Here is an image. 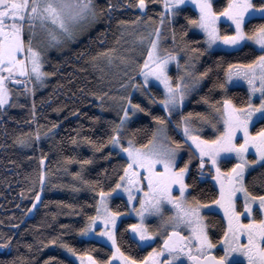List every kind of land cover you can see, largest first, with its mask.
<instances>
[{
	"label": "snow or ice",
	"instance_id": "6c2138e0",
	"mask_svg": "<svg viewBox=\"0 0 264 264\" xmlns=\"http://www.w3.org/2000/svg\"><path fill=\"white\" fill-rule=\"evenodd\" d=\"M188 2L162 0L164 11L160 13L159 26L150 28L147 35L135 36L133 45L145 41L150 45L142 65L130 57H121L134 75L120 85L125 95L111 98L118 102L119 113L116 120L109 121L111 128L106 143L112 146V151L106 158H112L115 153L123 155L125 162L113 169L118 177L114 178V186L107 191L102 187L99 189L96 214L88 217L87 224L79 229L81 235L97 237L93 250H110L111 254L106 258L98 257L92 250L81 252L62 241V246L78 257L80 264H264V0H226L219 10L213 0H190L198 14L188 18L187 26L203 30L209 48L215 45L230 52L248 49L246 54L254 58L228 63L225 81L215 85L226 91L229 84L243 80L247 83L249 102L238 106L231 98L216 102L207 100L213 112L196 116L215 130L212 138L197 134L200 130L193 127V113H186L174 122L177 129L182 128L184 137L176 140L169 131L173 116L178 109L182 110L185 98L211 71V67L203 72L196 71L195 63L202 54L200 49H188L186 45L189 55L181 65L182 57L177 52L164 50L162 53L160 48L165 21L171 23ZM148 3L149 0H135L131 7L146 14ZM107 8L111 12L113 4L109 2ZM103 12L104 9L97 7L96 0H0V106L10 104L13 93L8 83L17 76L43 84L44 78L51 75L44 71L46 51L76 39L92 28ZM142 19L143 16H137L132 21H118L122 35ZM151 20L149 16L148 21ZM221 23L228 26L223 32ZM247 25H252L251 30ZM171 31L175 41V29ZM115 51L105 49L97 54V58L104 56L111 63ZM256 52L259 55H255ZM172 61L179 72L175 79L169 74ZM153 78L163 85L162 97H155L146 88ZM23 83L26 84V80ZM137 90L147 96L150 103L159 104L164 114L152 115L149 108L134 102L133 93ZM28 91L35 92V83ZM105 95H101L102 101ZM253 98L259 103L252 102ZM32 108L35 116V102ZM140 112H147L155 121V128L151 129V136L144 144L128 133L129 122ZM256 124L261 127L253 132ZM55 127L53 124L52 128ZM50 132L51 129L41 133L37 125L32 136L38 140ZM84 139L95 145L90 138ZM17 142L25 144L27 140L18 138ZM186 144L188 159L181 166V149ZM96 147L103 148L104 145ZM250 155L254 158L250 159ZM194 159H198L196 175H192ZM232 159L236 162L230 168L221 167L222 163ZM40 160L43 164L46 157L42 155ZM91 162V158L81 161V168ZM73 175L85 184L90 183L79 172ZM47 178V171L42 170L38 177L40 190L35 192L29 212L39 206L37 202H42L41 193ZM209 178L219 185L215 199L204 203L189 196L194 185ZM121 193L127 194L130 205L127 211H134L138 217L137 223L128 224L123 230L127 237L125 243L131 241L136 247L144 248L163 237V245L152 248L143 259L134 258L121 247L118 233L124 216L110 204L114 195ZM218 210H222L224 226L222 235L214 243L205 213L213 214ZM149 217L157 219L158 223L155 226L148 224ZM181 229H186L188 235ZM242 237L246 239L242 240ZM12 240L13 236L0 239V248L13 247ZM48 243L56 244L57 238ZM27 247L31 248V245ZM165 255L166 260L163 259ZM182 257H187V262ZM0 264L4 261L0 260ZM9 264H16V261Z\"/></svg>",
	"mask_w": 264,
	"mask_h": 264
},
{
	"label": "trees",
	"instance_id": "16d2710c",
	"mask_svg": "<svg viewBox=\"0 0 264 264\" xmlns=\"http://www.w3.org/2000/svg\"><path fill=\"white\" fill-rule=\"evenodd\" d=\"M109 2L113 4L111 12L107 8ZM96 3L98 8L104 9L101 19L79 41L61 53L48 55L44 71L51 75L45 78L43 86L35 85L34 93L28 91L33 87V83L28 90L11 87L13 95L10 104L0 107V239L13 236V247L0 250V260L4 261V264H9L12 260H15L16 264H45L46 261L48 264H77L61 251L62 241L74 245L81 252L92 250V254L98 257L106 258L111 254L110 250H93L97 241L82 238L79 232V229L87 224L88 217L96 214L99 189L102 187L107 191L114 186V178L118 177L113 169L125 162L122 156L115 153L112 158H106L108 152L112 151L110 144L106 143L111 128L109 121L116 120L118 116L109 112L101 113L98 105L99 101L105 103L112 96L114 85L117 83L99 68L97 64L101 56L97 58V54L103 53L105 49H113L119 43L122 28L118 21H132L137 16L148 20L151 16V22L156 26L161 13V0H149L146 14L131 7L135 0H96ZM213 3L219 10L226 0H215ZM196 15L193 8L184 6L172 24L176 46L187 45L189 49L202 51L198 72L211 67L208 76L203 79L201 88L184 107L183 113H206L209 109L207 100L216 102L231 98L238 106H242L248 102L245 87L227 86L225 91L215 85L225 81L228 63L237 60L247 62L254 56L246 54L248 49L241 52L203 51L206 48L202 35L187 26L188 18ZM222 26L221 23L223 32ZM246 27L251 30L252 25ZM255 55H259V52ZM146 88H149L155 97H162L163 92L159 87L148 85ZM105 93L107 95L102 101L101 95ZM133 100L149 108L152 115L164 114L162 107L150 103L149 98L142 92L133 95ZM174 122L173 119V123L169 125L170 135L176 140H183L184 137ZM53 124H56L54 129ZM37 125L40 126L41 133L49 129L51 132L41 135L37 140L32 136ZM154 126L152 116L141 112L140 116L129 123L128 133L134 134L137 142L144 144L147 138H150ZM259 127L261 124H256L252 131L255 132ZM85 137L93 140L95 145H90ZM18 138H25L27 143H18ZM100 144L104 147H96ZM183 149L185 153L179 162L181 166L189 154L187 144ZM42 155L46 157L43 165L40 160ZM67 157L73 159L68 161ZM89 158L92 162L84 165L82 169L80 162ZM197 163L198 159H194L192 175L197 174ZM226 168L230 167L226 165ZM42 170L48 173L45 190L41 196L42 202H39L31 216L25 217L35 192L40 190L38 177ZM77 172L90 183L85 184L75 177L73 173ZM189 183L192 181L189 180ZM216 195L217 190L209 179L204 183H197L189 192L190 197L204 203L215 199ZM110 204L119 212L127 210L126 201L122 197H113ZM206 216L209 233L215 243L222 235L224 221L217 212L207 213ZM132 222V218L124 217L123 223H120L118 238L121 247L129 255L143 259L151 248L160 247L161 241L157 239L155 243L144 248L136 247L131 241L125 243L127 237L123 230ZM53 238H57V243H48ZM29 244L31 248L27 247Z\"/></svg>",
	"mask_w": 264,
	"mask_h": 264
},
{
	"label": "rangeland",
	"instance_id": "374dc122",
	"mask_svg": "<svg viewBox=\"0 0 264 264\" xmlns=\"http://www.w3.org/2000/svg\"><path fill=\"white\" fill-rule=\"evenodd\" d=\"M214 1L215 0H213V2ZM254 2H256V0H254ZM184 6H190L198 14V9L195 7V5L193 3L190 2V0ZM162 11H164V9H163V4H162V0H161V12ZM175 19L171 23H169V21H165V29H164L163 34H162V39H161V42H160V48L162 50V53H163L164 50H167L169 52H177L182 57L180 63H181V65H183L184 64V61L188 58L189 52L186 50V47L184 45H177L176 46L174 44L175 41L172 39V31L171 30H172V24L175 21ZM158 20H160V16H159V19ZM95 25L93 27H95ZM158 26H159V21H158L157 25L154 26L151 21H148V20L145 19V20H142L137 25H135L134 27H130L128 29V33L127 34L122 35V31L123 30L121 29L120 41L113 48L116 51L113 54V56L111 57L112 62L109 63L108 58H106L104 56H101L100 59L98 60V64L97 65L102 70V72L105 73L107 76H109L111 78H114L113 81H115L117 83L116 85H114L115 86L114 87L115 90H114V93L112 94V96L109 97L106 100L105 103H101L99 101L98 110L101 113H108L109 112V113L117 114V116H118V113H119V104H118L117 101H115V100H113L111 98L112 97H119V96L125 95V90L124 89H121L120 85L121 84H124L125 81L128 79L129 76H133L134 75L133 71L130 70V66L127 65V64H125L121 60V57H123V56L130 57L132 60H135V61L138 62V64L142 65L143 62H144V59L147 57V52H148V48L150 47V45L148 44L147 41H145L143 43L137 42L135 45H133L132 41L135 39V36L136 35H139V34L147 35V33L150 30V28H154V27H158ZM220 27H221V25H220ZM92 28H90L89 30H87L83 34L78 35L76 37V39L68 41L66 44H62L59 47H53L51 49H48L46 51V53H45V60L47 59V57H48L49 54H51V53H61L66 48H68L70 45H72V44L76 43L77 41H79ZM222 28L225 31L228 28V26L226 24H223ZM193 30L196 31V32H198V33H200L202 35L203 41H204V44H205V48L207 49L206 52H211V51H215V50L226 51L224 48L217 47L215 45H213L211 48H209L208 45H207V41L205 39V35L203 33V30L198 29V28H193ZM130 49H131V51H130ZM199 59L195 63V69H196V71H198V68H199V62H200ZM135 66L136 65H132V67H135ZM181 71H182V69H181ZM125 73H127V75H125ZM169 74L174 79L177 77V75H179V72L177 70V65H176L175 61H172L169 64ZM45 78H44V80H45ZM141 79H142V77H141ZM25 80H26V84L23 83V81H25ZM202 82H203V80L201 81L200 85L197 86V88H195L192 92L189 93V95L184 100V104H183L182 110L178 109L177 112H176V114L173 116L172 119H174L175 121H179L180 120L181 116L184 115V113H183L184 107L188 104V102L190 101V99L192 98V96L196 92L199 91V89L202 86ZM32 83L33 84L35 83V85L36 86H39V87L40 86H43L42 84H40L39 81H33L32 79H28L27 77H24V76H17L15 80L9 81L8 87H9L10 90H11V87L24 88L25 90H28L29 87L32 85ZM149 85H155V86L159 87L162 90V92H163V85L160 84L158 81H156L154 78L150 81V84ZM228 86H243L247 90V83L245 81H243V80H240V81H238V82H236L234 84H229ZM140 93L141 92L139 90H137V91H135L133 93V95L140 94ZM247 93H248V90H247ZM252 102L259 103V100L257 98H253V101ZM102 104H103V106H101ZM0 107H5V106H0ZM206 111H207L206 113H211V112H213V109H211L209 107V109L206 110ZM140 115H141V112L140 113H137L135 115L134 119L137 118ZM134 119H132V120H134ZM191 119H192L193 127H195L196 129H199L200 130L197 134L203 135L205 138H212V136L215 134V130L211 127L210 124L200 121L197 118L196 115H193L191 117ZM154 128H155V126H154ZM179 130H180L181 134L183 135L182 128H180ZM110 147L112 148L111 145H110ZM250 152H254V150H251L250 149ZM184 153H185V150L182 148L181 149V156L182 157H183ZM120 156L123 157V155H120ZM251 158H254V156L250 155V159ZM187 159H188V157H187ZM235 162H236V160L235 159H232V160H230L228 162L222 163L221 167L224 168V169H228V168H226V165H228L229 167H231L232 164L235 163ZM41 165H43V164L41 163ZM209 180L211 181V183L213 184V186L216 188L217 194H218L219 185L216 184V183H213L211 178H209ZM174 194H177L178 195V193H174ZM41 196H42V193H41ZM114 197H116V196L114 195ZM118 197H122V198L125 199L126 204H127V209H128L130 207V205H128V203H127V194L126 193H121V194L118 195ZM98 201H99V195H98ZM98 201H97V203H98ZM37 203L39 204V202H37ZM30 208H32V203H31V206L29 207V209ZM34 211H35V209H33L31 212H29L27 210L25 212V217L31 216L34 213ZM121 213L123 214L124 217H130V218H132L134 220V222H132V223H137L138 222V217H136V213L134 211L128 212L126 210V211H123ZM217 213H219L222 216V210H218ZM206 214H207V212L205 213V215ZM146 222L148 224H150V225H153V226H155L158 223L157 219L152 218V217H149V219ZM181 231L184 232V235H188V232H187L186 229H181ZM80 236L82 238H85V239H93V240L97 241V237H95L94 235H81L80 234ZM158 239L161 241V246H162L163 245V237H160ZM244 239H246V237H242V240H244ZM153 248H157V247H153ZM2 249L3 248H0V250H2ZM151 250H152V248L150 249V251ZM61 251L64 253V255H66L67 257H69L75 263L80 264L79 258L76 257V256H74L72 253L68 252L67 249H65L63 246H61ZM167 258H168L167 255H165L163 257V259H165V260ZM85 259H86V257H85ZM182 259L187 262V257H182Z\"/></svg>",
	"mask_w": 264,
	"mask_h": 264
},
{
	"label": "water",
	"instance_id": "95a60500",
	"mask_svg": "<svg viewBox=\"0 0 264 264\" xmlns=\"http://www.w3.org/2000/svg\"><path fill=\"white\" fill-rule=\"evenodd\" d=\"M140 12H142V11H140Z\"/></svg>",
	"mask_w": 264,
	"mask_h": 264
}]
</instances>
